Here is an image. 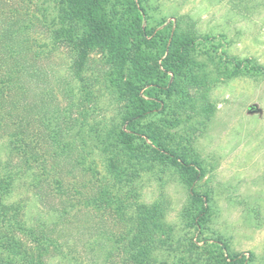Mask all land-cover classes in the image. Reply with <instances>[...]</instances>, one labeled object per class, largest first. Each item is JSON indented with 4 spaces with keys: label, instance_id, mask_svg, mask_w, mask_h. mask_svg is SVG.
<instances>
[{
    "label": "trees",
    "instance_id": "1",
    "mask_svg": "<svg viewBox=\"0 0 264 264\" xmlns=\"http://www.w3.org/2000/svg\"><path fill=\"white\" fill-rule=\"evenodd\" d=\"M44 3L42 17L53 50L65 48L70 53L68 78L60 90L66 104L61 105L51 93H41L25 107L18 94L28 92V82L33 77L29 63L39 53L28 51L22 41L0 50V128L8 129L9 147L4 172L0 174V264L72 261L53 230L63 224L66 210L58 211L50 226L41 220L32 224L26 220L23 208L10 202L17 174L30 173L33 187L40 186L42 176L32 169L46 162L37 156L43 148L54 160L74 155L75 168L84 166L87 156L96 153L105 173L114 181L113 186L128 189L133 195L123 240L102 239L97 249L89 245L90 252L104 258L120 250L124 264H242L236 255L227 262L213 250L205 251V263L193 258L192 243L179 238L167 226L161 203L141 202L133 184L141 173H152L160 180V175L172 171L188 182L201 176V162L191 154L189 146L191 136L207 127L213 113V105L206 99L211 87L238 76L259 71L264 74V68L250 59L230 60L229 64L218 58L217 47L200 54L198 47L208 37H200L182 18L166 26L161 19L157 27L149 28L145 24L144 0ZM13 30L6 28L3 38L18 39L20 34ZM92 53L102 58L96 78H92L89 65ZM96 85L113 109L110 116L101 115L105 101L88 102L93 90H98ZM163 114L166 117L158 121L151 118ZM33 122L41 127L33 137L41 138L35 140V146L28 139ZM42 139L47 146L39 143ZM55 184L57 190H62L60 178ZM90 199L96 207L113 205L123 212L119 205L122 201L110 189L96 187ZM189 203L185 213L192 214L190 224L199 231L205 212L202 200L194 194ZM107 240L109 251L104 250ZM73 261L80 264L78 258ZM90 261L88 264H92V258Z\"/></svg>",
    "mask_w": 264,
    "mask_h": 264
},
{
    "label": "rangeland",
    "instance_id": "2",
    "mask_svg": "<svg viewBox=\"0 0 264 264\" xmlns=\"http://www.w3.org/2000/svg\"><path fill=\"white\" fill-rule=\"evenodd\" d=\"M144 2L145 24L149 28L157 27L161 19L166 26L182 18L200 37H208L198 47L200 54L217 47L218 58L229 64L230 60L250 59L264 68V0ZM44 6V0H0V50L22 41L28 51L39 53L29 63L33 77L28 82V92L18 94L24 106L33 104L41 93H47L46 96L51 93L61 105L66 104L60 90L68 78L70 53L65 48L53 50L49 29L42 17ZM6 28L20 34L18 39H4L2 33ZM89 65L92 78H96L102 66L101 56L92 53ZM98 99L106 103L101 107V115L110 116L113 109L108 98L94 89L88 102ZM206 99L213 105V113L207 127L191 136L189 146L191 154L201 162L203 174L188 182L172 171L160 175V180L152 173L140 172L133 189L141 202L161 203L167 226L179 238L190 240L193 258H200L199 262L205 263L206 252L213 250L227 262L236 255L243 260L242 264H264V74L259 71L255 75L220 81L211 87ZM88 102L85 104L90 111ZM31 112L34 114V110ZM164 117L163 114L151 118L158 121ZM39 128L38 124L31 123L28 139L34 141L33 146L37 143L35 140L41 139L33 138L41 132ZM7 130L0 128V174L4 172L9 150ZM39 143L47 146L43 139ZM44 149L37 156L46 162L32 169L42 176L40 186L33 187L30 173L17 174L10 202L20 205L26 220L32 224L41 220L50 226L58 211H67L63 224L53 230L72 261L53 260L51 264H73L74 258L80 264H88L91 258L92 264H124L125 257L120 250H113L103 258L88 248L92 245L97 249L102 239L123 240L133 195L128 189L118 190V186H113L114 181L105 173L96 153L87 156L84 166L75 168L74 155L67 160H54ZM57 178L62 180V190H57ZM96 187L110 189L111 194L120 198L123 214L113 205H92L90 198L95 196ZM194 194L201 198L205 210L199 231L190 224L192 214L185 213ZM110 248V241H105L104 250Z\"/></svg>",
    "mask_w": 264,
    "mask_h": 264
}]
</instances>
